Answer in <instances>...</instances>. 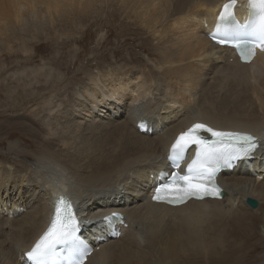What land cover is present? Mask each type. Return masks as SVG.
Wrapping results in <instances>:
<instances>
[{
  "label": "bare ground",
  "instance_id": "obj_1",
  "mask_svg": "<svg viewBox=\"0 0 264 264\" xmlns=\"http://www.w3.org/2000/svg\"><path fill=\"white\" fill-rule=\"evenodd\" d=\"M40 2L52 7L40 8ZM226 2L0 0V54L12 50L13 39L33 47L31 38L47 29V16L50 27L63 28L88 12L110 23L123 15L133 26L119 43L136 40L147 54L140 58L114 47L112 55H103L107 63L86 73L66 117L61 102H45L53 118L62 119L56 129L47 122L41 132L48 133L32 127L39 125L34 120L2 124L9 135L22 124L23 134L37 143L43 139L34 153L37 165L16 160L25 152L20 147L10 150L18 153L15 158H0V264H24V253L49 226L58 197L72 202L83 221L81 236L95 247L85 264H264V142L233 171L219 175L222 198L168 207L153 203L149 194L159 173L170 171L172 143L195 122L252 132L264 141V51L241 64L231 49L209 39ZM237 5L236 17L246 21L248 0ZM109 36L106 28L95 47ZM149 59L159 63L157 71ZM139 124L149 131L139 132ZM55 138L70 153L56 149ZM113 210L122 212L123 223L103 220Z\"/></svg>",
  "mask_w": 264,
  "mask_h": 264
},
{
  "label": "snow or ice",
  "instance_id": "obj_2",
  "mask_svg": "<svg viewBox=\"0 0 264 264\" xmlns=\"http://www.w3.org/2000/svg\"><path fill=\"white\" fill-rule=\"evenodd\" d=\"M237 0H227L219 11L214 31L215 43L232 47L244 62H250L257 49L264 51V0H248L255 10L252 25H241L236 19ZM262 138L247 131L224 130L208 123L195 122L182 131L172 143L167 159L172 170L163 174L154 186L152 200L172 206L192 199H219L225 194L217 183L222 169L251 157L261 146ZM192 152L189 162L185 161ZM105 222H123L120 213L103 217ZM82 221L77 218L72 202L58 197L49 226L24 257L29 264H85L92 249L82 239ZM67 255L61 256V253Z\"/></svg>",
  "mask_w": 264,
  "mask_h": 264
},
{
  "label": "rangeland",
  "instance_id": "obj_3",
  "mask_svg": "<svg viewBox=\"0 0 264 264\" xmlns=\"http://www.w3.org/2000/svg\"><path fill=\"white\" fill-rule=\"evenodd\" d=\"M46 6L49 5L40 2V8H45ZM50 20V16H47L45 23L47 29L41 32L42 34H39V38H31L32 43H34L33 47L32 45H30L31 47H24L22 40L13 39L11 42V45H13L12 50L0 54V158H7L8 161L18 155L17 152L15 154L10 152L12 147L14 148L13 151L20 147L25 152L21 155L19 154L16 160L22 161L25 158L23 161L26 160L25 162L28 164L37 165L38 160L34 153L37 152L36 145L42 143L43 135H40V142L37 143L29 134L22 133L24 130L22 126L25 125L20 124L18 130L10 131V135L9 129H5L3 125H8L12 121L26 122L30 125L34 120L39 125H32V127L40 130V132L43 129L48 130L46 128L47 122L52 123L51 128L56 129L57 123L61 122L62 119L61 117L54 119V115L50 114L45 102L52 99L49 101V107L56 105V102H61V108L64 109L61 114L66 117L69 113L67 109L70 111L71 108L68 105L73 104L75 101V89L82 85L88 72L97 73L99 69H103L104 65L102 62L104 64L107 63L103 57L108 54L112 55L114 47L116 49L119 48L120 52L125 49L126 52H137L140 58H147V54L142 49L136 48L138 46L136 40L128 41V46L119 43L121 39L127 37L125 28L133 26L123 15H117V19L110 23V18L104 20L102 14L98 16L88 12L66 21L63 28L58 27V25L50 27ZM124 25L126 26L124 27ZM101 27H104V30L101 31ZM106 28L110 30L109 40L103 47L96 48L95 43H97L100 34H106ZM64 32L67 33L64 35ZM28 37H26V40H29ZM59 41H64V43L59 44ZM26 57L32 58V61H25ZM93 59L96 60L93 61ZM148 64L155 71L158 70L159 63L156 60L149 59ZM243 84L246 86L250 85L248 82H243ZM25 94H34V96L29 100L24 98L25 96L23 97ZM50 116L52 117L50 118ZM64 119L66 120V118ZM2 130L6 133V136ZM46 131L44 132L48 133ZM57 131L60 134L62 133L60 128ZM47 137L50 139L49 135ZM55 141L54 147L56 149L66 155L70 153V150L67 151L62 146H59L61 144L57 143L56 138ZM87 152L88 155L93 154L92 150L91 153L90 150ZM122 189L123 187H120L119 191Z\"/></svg>",
  "mask_w": 264,
  "mask_h": 264
},
{
  "label": "water",
  "instance_id": "obj_4",
  "mask_svg": "<svg viewBox=\"0 0 264 264\" xmlns=\"http://www.w3.org/2000/svg\"><path fill=\"white\" fill-rule=\"evenodd\" d=\"M247 203L251 206V207H256L257 206V202L256 200L252 199V198H248L247 199Z\"/></svg>",
  "mask_w": 264,
  "mask_h": 264
}]
</instances>
